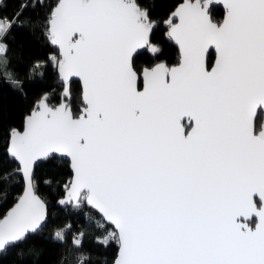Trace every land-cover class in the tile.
<instances>
[{
	"label": "snow or ice",
	"instance_id": "1",
	"mask_svg": "<svg viewBox=\"0 0 264 264\" xmlns=\"http://www.w3.org/2000/svg\"><path fill=\"white\" fill-rule=\"evenodd\" d=\"M212 2L182 0L163 20L178 62L143 69L136 57L162 52L143 0H23L13 16L0 13V82L22 90L8 37L31 26L58 47L49 59L62 85L56 103L44 93L23 130L10 131L6 153L24 191L0 216V264L10 255L38 264L34 242L49 217L34 167L58 157L71 176L57 203L99 214L86 213V227L104 233L97 245H118L113 264H264V0H214L222 22ZM38 8L46 16L23 15ZM71 228L47 239L63 249ZM85 235L71 239L76 264L90 261Z\"/></svg>",
	"mask_w": 264,
	"mask_h": 264
},
{
	"label": "trees",
	"instance_id": "2",
	"mask_svg": "<svg viewBox=\"0 0 264 264\" xmlns=\"http://www.w3.org/2000/svg\"><path fill=\"white\" fill-rule=\"evenodd\" d=\"M182 0H143L145 6L150 7L153 18L159 21V25L152 33L153 43L160 46L161 53L153 54L145 51L136 57L137 69L152 66L158 61H165L168 65L178 61V49L175 44L165 36L166 20L174 7ZM23 0H0V13L9 17L13 16L20 8ZM55 0H46V3H54ZM207 2V0H205ZM37 12L46 16V9H26L23 13L25 17H32L35 21ZM210 13L214 20L220 21L223 10L213 0L210 4ZM43 27L15 30L8 37L9 51L7 58L11 65L9 71L13 76L23 83L22 90L17 91L11 82H0V216L5 214L8 208L15 202L22 190V179L16 169L18 168L14 160L7 157L6 148L12 129H21L24 119L32 108L33 103L44 93L52 95V103H56L62 92V85L57 79L56 72L50 61L51 56H58L57 46L51 45L50 41L43 34ZM209 56V65L212 61L213 52ZM43 61L44 66L41 73L35 68L37 62ZM73 98L78 102L80 83L77 80L72 82ZM75 106V104H74ZM7 173L8 179H3ZM34 180L37 193L45 200L48 208V226L43 233L44 239L37 237L35 247L41 251L38 264H76L77 253L71 245L72 236L81 230L86 232L83 240V251L90 254V261L86 264H110L117 251V244L111 242L108 247L97 245L95 236L104 234L102 231L88 229L85 214L98 217L99 214L84 205L81 209L75 210L70 206L65 207L57 203L63 196V186L71 176L69 162L59 158L52 167L46 163H38L34 168ZM50 181V183H45ZM71 224V231L68 233V243L62 249L58 244L50 242L47 237L58 228ZM106 230H112L111 226H106ZM71 249V250H70ZM62 253L65 255L62 256ZM16 257L8 256L4 264H12ZM30 264H37V258H30Z\"/></svg>",
	"mask_w": 264,
	"mask_h": 264
},
{
	"label": "water",
	"instance_id": "3",
	"mask_svg": "<svg viewBox=\"0 0 264 264\" xmlns=\"http://www.w3.org/2000/svg\"><path fill=\"white\" fill-rule=\"evenodd\" d=\"M182 1H180L179 3H181ZM178 3V4H179ZM177 4V5H178ZM176 5V6H177ZM219 7H221L222 8V10H223V15H224V9H223V6H222V4H217ZM175 6V7H176ZM175 7H174V9H175ZM173 9V10H174ZM172 10V11H173ZM223 15H222V18L220 19V21L219 22H222V20H223ZM174 43V42H173ZM176 46V45H175ZM177 47V49H178V46H176ZM57 49H58V47H57ZM210 51H213V53H214V50H210ZM58 52H59V50H58ZM178 58H179V49H178ZM214 61H215V53H214V56H213V58H212V61H211V63H210V66H211V64H213L214 63ZM158 62H161V61H158ZM158 62H156V63H158ZM178 62V61H177ZM176 62V63H177ZM176 63H173V64H170L169 66L171 67V66H174ZM155 64V63H154ZM153 64V65H154ZM144 68V67H143ZM142 68V69H143ZM73 80H77L78 81V78H73ZM142 86V85H141ZM24 124V123H23ZM17 130H23V127L21 128V129H17ZM60 158V157H59ZM63 159H66L67 161H68V158H63ZM69 162V161H68ZM16 164H17V166H18V163L17 162H15ZM39 163V162H38ZM69 167H70V163H69ZM35 168V167H34ZM70 170H71V168H70ZM20 174V176H21V179H22V190H21V193L19 194V196L20 195H22L23 194V191H24V181H23V177H22V174L21 173H19ZM38 194V193H37ZM39 195V194H38ZM18 196V197H19ZM40 196V195H39ZM18 197H17V199H18ZM41 197V196H40ZM42 198V197H41ZM16 199V200H17ZM43 199V198H42ZM16 200H15V202H16ZM15 202L8 208V210L15 204ZM7 210V211H8ZM7 211L5 212V214L7 213ZM4 215V214H3ZM253 227H254V224L252 225ZM117 254H118V245H117V251H116V255H115V257L117 256ZM115 257H114V259H115ZM114 259H113V261H114ZM113 261L110 263V264H113Z\"/></svg>",
	"mask_w": 264,
	"mask_h": 264
},
{
	"label": "rangeland",
	"instance_id": "4",
	"mask_svg": "<svg viewBox=\"0 0 264 264\" xmlns=\"http://www.w3.org/2000/svg\"><path fill=\"white\" fill-rule=\"evenodd\" d=\"M38 71H39V73H41V71H42V68H38Z\"/></svg>",
	"mask_w": 264,
	"mask_h": 264
},
{
	"label": "flooded vegetation",
	"instance_id": "5",
	"mask_svg": "<svg viewBox=\"0 0 264 264\" xmlns=\"http://www.w3.org/2000/svg\"><path fill=\"white\" fill-rule=\"evenodd\" d=\"M213 52V51H212ZM213 56H214V53H213ZM213 58V57H212Z\"/></svg>",
	"mask_w": 264,
	"mask_h": 264
}]
</instances>
